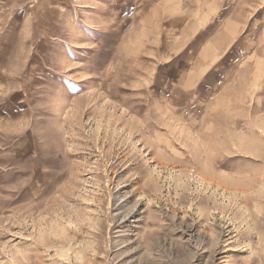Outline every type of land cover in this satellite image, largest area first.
Wrapping results in <instances>:
<instances>
[{
  "label": "rangeland",
  "instance_id": "rangeland-1",
  "mask_svg": "<svg viewBox=\"0 0 264 264\" xmlns=\"http://www.w3.org/2000/svg\"><path fill=\"white\" fill-rule=\"evenodd\" d=\"M164 1L0 0V264H264V0H179L241 68L189 117Z\"/></svg>",
  "mask_w": 264,
  "mask_h": 264
},
{
  "label": "crops",
  "instance_id": "crops-1",
  "mask_svg": "<svg viewBox=\"0 0 264 264\" xmlns=\"http://www.w3.org/2000/svg\"><path fill=\"white\" fill-rule=\"evenodd\" d=\"M148 9L162 20L166 18V25L158 26L157 50L161 54L154 82L157 88L167 87L162 95L173 111L196 116L213 101H225L235 91L241 69L235 64L240 60L235 59V37L221 48H213L211 41L202 37L206 20L201 14L188 17V7L179 0H166L161 8L151 5Z\"/></svg>",
  "mask_w": 264,
  "mask_h": 264
}]
</instances>
